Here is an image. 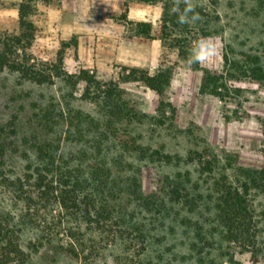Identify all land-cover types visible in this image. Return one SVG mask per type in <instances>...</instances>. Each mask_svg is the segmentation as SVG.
Listing matches in <instances>:
<instances>
[{"label":"rangeland","instance_id":"obj_1","mask_svg":"<svg viewBox=\"0 0 264 264\" xmlns=\"http://www.w3.org/2000/svg\"><path fill=\"white\" fill-rule=\"evenodd\" d=\"M30 2L34 36L19 53L39 69H52L62 57L66 74L38 84L0 71V127L7 135L0 149L11 155L7 178L0 176V217L26 254L14 264H230L231 255L240 264H264V178L249 182L256 237L246 245L223 240L213 185L224 174L242 186L243 169L264 170V82L249 76L248 59L259 56L264 65V0ZM18 6V0L0 1L4 38L23 34ZM189 6L188 16L199 19L180 23ZM139 22L151 25L149 37L138 34ZM202 39L215 43L216 55L188 65L194 43ZM133 68L151 74L168 70L166 94L125 81ZM82 69L119 84L138 116L122 118L116 130H108L104 99L86 98L84 81L68 82L67 75ZM204 71L223 75L222 97L201 91ZM78 113L90 117L91 129L72 125ZM42 143L58 148L59 156L81 171L98 206L106 198L109 224L72 219L52 201L28 211L20 196L25 193L10 181L34 161L35 146ZM204 150L218 161L212 176L190 159ZM95 172L109 183L102 191L96 189ZM74 231L91 254L70 250Z\"/></svg>","mask_w":264,"mask_h":264},{"label":"trees","instance_id":"obj_2","mask_svg":"<svg viewBox=\"0 0 264 264\" xmlns=\"http://www.w3.org/2000/svg\"><path fill=\"white\" fill-rule=\"evenodd\" d=\"M18 1V21L23 34L5 38L0 35V71L8 69L17 72L21 79L34 81L38 84L53 83L55 77H63L66 74L61 68L63 64L62 57L59 59V65H55L52 69H39L29 65L26 58L19 53L20 49H26L24 41L30 43L34 36L35 25L30 20V16L34 13L35 6L30 2L31 0ZM137 1L151 2L153 0ZM167 16L166 14L165 17ZM166 21L167 19L164 18L162 23V27H165V29L167 28ZM136 27L138 34L150 36L151 25L149 23L139 22L136 23ZM248 59L250 60L249 76L257 82H264V65L261 63V58L249 55ZM67 77L68 82L73 85L78 84L80 81L85 82L87 87L84 95L86 98L104 99L109 115L107 120L108 130H116L118 121L134 114V109L132 110L129 107L123 94L124 90L119 87V84L113 81L104 83L85 69H82L77 75H67ZM170 78L168 70H161L151 74L137 68L131 69L124 77L125 81L142 82L161 97L166 94L170 86ZM222 78V74L204 71L201 91L222 97V92L219 90L222 86ZM91 90L94 93L93 97L90 96ZM168 106L172 112H175L170 103H168ZM134 116L138 115L135 113ZM72 119V125L80 127L79 131H83L84 127L91 129L90 126L93 125L90 117L82 113H78ZM105 132L107 133V130ZM6 138L7 135L4 128L0 127V141L5 143ZM35 148L36 156L34 161H29L31 163L25 171L17 179L10 181L15 186L16 191L25 193V195L20 196L26 202L29 212L39 211L41 204H47L52 201L57 203L72 219L99 224H109L112 221L106 198L103 199L105 202L103 205H97L101 201L97 200L96 191L94 189L92 191L89 190L87 179L83 178L78 168L74 169L70 166L68 160L59 156L58 148H53L49 143L37 144ZM6 154V148L1 145L0 176L2 178H7L8 176V170L5 165L6 160L11 155ZM30 157L27 156V159H30ZM190 159L199 161L203 173L209 176L214 175L218 161L210 159L208 150L195 151L194 157H190ZM243 170L242 173L246 176L247 181L242 186L234 185L230 177L224 174L216 178L213 183L218 194L217 218L223 228V240L229 244H251L256 237L253 233L255 231L254 217L247 201V192L251 188L249 182L254 183L264 178V170L263 172ZM105 173L110 174L111 172L109 170L107 172L103 171L101 176H104ZM93 176H96V180H99L96 185L98 191L108 187V181L99 179L100 175L98 172L93 173ZM174 193L178 195V189H175ZM78 233L79 231H74L70 237L72 246L70 250L75 252V249L79 250L81 248L83 252H87L88 255L91 254V249L88 251L85 249V241L76 237ZM25 260L26 254L21 247L15 230L0 217V264H14L16 261L24 262ZM229 262L230 264H240L233 255L230 256Z\"/></svg>","mask_w":264,"mask_h":264},{"label":"clouds","instance_id":"obj_3","mask_svg":"<svg viewBox=\"0 0 264 264\" xmlns=\"http://www.w3.org/2000/svg\"><path fill=\"white\" fill-rule=\"evenodd\" d=\"M191 6L187 7L184 14L180 16V23H187L189 20L195 21L199 19L198 14L188 16V13L192 12ZM217 48L214 42L208 39H202L196 41L191 49V54L186 63L188 65L205 63L210 57L216 55Z\"/></svg>","mask_w":264,"mask_h":264}]
</instances>
